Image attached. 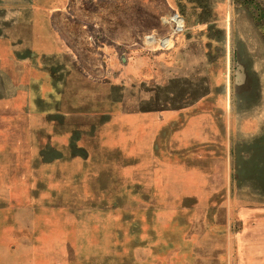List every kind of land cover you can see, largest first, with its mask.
<instances>
[{"label": "rangeland", "instance_id": "374dc122", "mask_svg": "<svg viewBox=\"0 0 264 264\" xmlns=\"http://www.w3.org/2000/svg\"><path fill=\"white\" fill-rule=\"evenodd\" d=\"M171 48L194 87L128 74ZM246 191L264 193V0H0V264H264Z\"/></svg>", "mask_w": 264, "mask_h": 264}, {"label": "crops", "instance_id": "0c3cea01", "mask_svg": "<svg viewBox=\"0 0 264 264\" xmlns=\"http://www.w3.org/2000/svg\"><path fill=\"white\" fill-rule=\"evenodd\" d=\"M203 4V3H202ZM220 4H223V2H220ZM219 4V5H220ZM204 7L207 6L208 7V4L204 3L203 4ZM224 8V4L222 5V9ZM213 19V17H212ZM211 24H213V22H211ZM216 39L220 40L222 43L226 40V34H225V31L220 29V32H219V37H216ZM209 45V43H208ZM200 47L202 49L206 48L207 45L203 44V43H200ZM220 49H223L224 48L220 45ZM184 48H179V51H175V49H159V50H155V51H151V52H136V55H133L135 56L133 58L132 61L129 62L128 65H126V68H127V72L129 74V72H132L130 71L131 70H134L133 67H136V74H143V73H146V71H158L160 72L161 74L163 72H168V73H171V72H174L175 74H172V75H168L167 79H162V86H165V87H168L169 83L171 81H173V79L175 80H179L178 83L180 84V86L182 87H190L192 86V82H193V79H192V74L193 73V65L194 63L193 62H190L188 61L187 59L184 60L182 58H184L183 55H185V57H188L184 52ZM181 52V54H180ZM184 53V54H183ZM208 53V49L205 50V59L203 61V59H201L200 63H196V64H205V66H207V70H209V67H208V59H206V57L209 55L207 54ZM209 57V56H208ZM178 58L182 59L180 62L177 61ZM135 60V61H134ZM189 66V67H187ZM179 71H182L185 73V75H180L179 74ZM188 73V74H186ZM174 80V81H175ZM169 81V83L167 82ZM207 81V79H206ZM205 81V82H206ZM200 82L202 83V79L200 80ZM167 83V85H166ZM204 83L199 85L200 88L204 87ZM206 86L208 87L209 85H207L206 83ZM194 87V86H192ZM197 88V87H196ZM182 98L181 100H187L188 97H190V101H192V92L191 90H189V92H185L183 95H181ZM248 184V189L251 191V188L254 189L255 191L258 190H261V188L259 189V187H257L256 185H254V183L252 182V180H249L247 182ZM242 194V193H240ZM245 195L244 196V202H243V206L246 207V208H257V206L259 205L258 203V200L261 201V206L259 207H264V193L263 194H255L253 192H248L246 191L244 193ZM208 258H206V262L208 263ZM205 262V263H206Z\"/></svg>", "mask_w": 264, "mask_h": 264}, {"label": "built area", "instance_id": "2783aa9c", "mask_svg": "<svg viewBox=\"0 0 264 264\" xmlns=\"http://www.w3.org/2000/svg\"><path fill=\"white\" fill-rule=\"evenodd\" d=\"M172 15H174L175 17H177L178 19H180L179 21L173 20V22L175 23V28H176V30H181V28H182V19H181V17H180L177 13H173ZM171 20H172V19H171ZM166 38H168V37H166ZM162 39H164V37L160 39V43H161L162 45H166L167 42H166V44H165V43L163 42ZM166 41H167V40H166Z\"/></svg>", "mask_w": 264, "mask_h": 264}, {"label": "bare ground", "instance_id": "6f19581e", "mask_svg": "<svg viewBox=\"0 0 264 264\" xmlns=\"http://www.w3.org/2000/svg\"><path fill=\"white\" fill-rule=\"evenodd\" d=\"M169 18L172 19V20H176V21H177V19H175V18H177V17L174 18V15H170ZM179 20H180V19H179ZM146 39H147L148 42H154V41H155V40H154L155 37H154L152 34H151L150 36H147ZM162 40H163V42H164L165 44H166V42H168V38H166V37H164V39H162ZM166 40H167V41H166Z\"/></svg>", "mask_w": 264, "mask_h": 264}]
</instances>
